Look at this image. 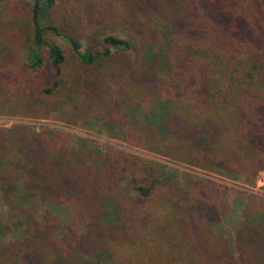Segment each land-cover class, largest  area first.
<instances>
[{"label": "trees", "instance_id": "trees-1", "mask_svg": "<svg viewBox=\"0 0 264 264\" xmlns=\"http://www.w3.org/2000/svg\"><path fill=\"white\" fill-rule=\"evenodd\" d=\"M73 1L62 0L82 24L65 33L70 60L47 36L64 25L43 26L41 0L26 22L9 9L0 19V114L97 126L131 147L246 181L264 171V0ZM158 167L63 130H0V264H100L147 226L211 229L228 213L215 185ZM251 206L236 246L246 248L242 264H264V213ZM2 209L20 214L21 237ZM152 210L158 217L146 216Z\"/></svg>", "mask_w": 264, "mask_h": 264}, {"label": "rangeland", "instance_id": "rangeland-1", "mask_svg": "<svg viewBox=\"0 0 264 264\" xmlns=\"http://www.w3.org/2000/svg\"><path fill=\"white\" fill-rule=\"evenodd\" d=\"M73 1V0H72ZM36 0H0V19L6 17L9 9V14L13 12L18 19L26 22L25 17L31 13L32 6ZM43 4V19L42 24L44 27L49 25H58L64 29H60L59 35L55 32L48 30L47 36L49 40L60 44L68 58H71V47L68 40L65 38V33H72L77 30L78 33L82 31V24L78 22V11L70 13L64 9L62 0H57V7L53 10L45 11ZM80 1L71 2L72 8L78 10ZM65 4H67L65 2ZM62 9L64 11L62 12ZM27 15V16H26ZM24 16V17H23ZM8 20V18L6 19ZM55 20V21H54ZM20 57L23 64L29 62V50L22 49ZM19 116L33 123L29 126H36L38 124L39 130L57 129L63 130L68 133L74 134L76 137L88 139L90 145L95 144L100 148L114 147L127 150L132 154H137L157 163L161 170H173L179 180L184 179L189 175L193 178L194 182H205L206 184L215 185L218 192L222 195L218 196L219 202H226L229 204L228 213L221 218L220 223L209 229L208 226L199 230H186L178 228L174 224H154L147 226L144 230L138 231L137 238H128L124 241H118L117 246L121 247L118 250H110L108 254L103 256L100 264H242L243 258H246L247 252L243 256L242 253L246 251L245 247L237 248V236L241 231L243 225L244 209L247 204L251 203L254 206L260 207V212L264 213V171L260 172L255 180L246 181L244 177H233L223 174H216L206 172L204 170L191 167L180 162L164 158L148 151L134 148L128 144L108 137L105 131L99 127H90L86 125L75 126L57 121L51 118H32L22 115L10 114ZM149 164V163H148ZM160 167H158L160 169ZM165 167H167L165 169ZM166 170V171H167ZM217 195V194H216ZM2 212L7 216L5 209ZM256 213V210L254 211ZM60 224L66 226L70 220L69 213L60 211ZM19 215L16 217L11 215L8 217L11 222L14 234L16 237H21L23 228L21 226L15 227L19 222ZM146 216L158 217L152 210L147 212ZM169 228H166V227ZM199 232V233H198ZM202 232V233H201ZM188 233H196L200 239L196 237L188 238ZM14 234L10 235L9 240H17ZM21 239V238H20ZM245 248V250H244ZM261 251H256L254 255H260ZM264 260V256L260 257Z\"/></svg>", "mask_w": 264, "mask_h": 264}, {"label": "built area", "instance_id": "built-area-1", "mask_svg": "<svg viewBox=\"0 0 264 264\" xmlns=\"http://www.w3.org/2000/svg\"><path fill=\"white\" fill-rule=\"evenodd\" d=\"M33 123L27 122L26 119L19 116L0 114V130L12 129L16 125H31ZM37 131L39 130L38 124L34 126Z\"/></svg>", "mask_w": 264, "mask_h": 264}]
</instances>
